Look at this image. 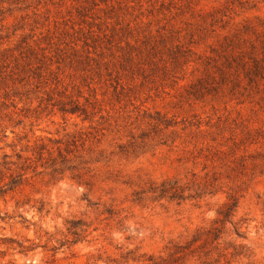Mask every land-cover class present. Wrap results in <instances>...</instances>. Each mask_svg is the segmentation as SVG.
Returning a JSON list of instances; mask_svg holds the SVG:
<instances>
[{"label": "rangeland", "instance_id": "1", "mask_svg": "<svg viewBox=\"0 0 264 264\" xmlns=\"http://www.w3.org/2000/svg\"><path fill=\"white\" fill-rule=\"evenodd\" d=\"M0 187V264H264V0H0Z\"/></svg>", "mask_w": 264, "mask_h": 264}, {"label": "trees", "instance_id": "2", "mask_svg": "<svg viewBox=\"0 0 264 264\" xmlns=\"http://www.w3.org/2000/svg\"><path fill=\"white\" fill-rule=\"evenodd\" d=\"M60 109L62 111L71 112V113L81 111V113H84L85 115L84 119L88 118L86 114L87 113L86 110H84V108L81 107L79 102H74L70 106L63 105L61 106ZM165 123L166 125L170 124L169 122H165ZM23 174L24 172H18L15 176H13L10 180V185H15L19 183L21 181V177ZM6 189H7L6 187H0V195H2ZM151 190L158 196L169 197L171 199H183L187 197V195H185L186 188L183 186V184L180 183L178 179H171V180L163 181L160 184L151 187ZM192 195H193L192 193H188V196H192ZM237 204H238L237 197L234 194H230L229 200L224 204L223 208L219 211V213L227 217L231 215L233 210L237 207ZM209 231H213V234L216 235L218 231V227L216 226L212 227L208 230V232ZM174 261L175 260L173 258L172 260H169L168 262L169 264H173Z\"/></svg>", "mask_w": 264, "mask_h": 264}]
</instances>
